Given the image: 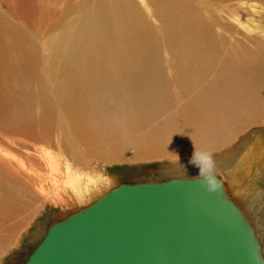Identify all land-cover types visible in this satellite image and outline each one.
Returning <instances> with one entry per match:
<instances>
[{"label":"bare ground","instance_id":"1","mask_svg":"<svg viewBox=\"0 0 264 264\" xmlns=\"http://www.w3.org/2000/svg\"><path fill=\"white\" fill-rule=\"evenodd\" d=\"M49 1L53 6L74 1L76 11L70 20L76 21L66 28L59 27L63 20L55 21L60 32L55 30L57 36L48 41V56H38L34 34L30 39L0 20V124L6 128L8 123H24L19 120H27L36 105L44 120L59 117V133L83 143H93L96 136L105 140L145 132L140 140H129L140 148L136 158H176L181 152H193L194 146L212 152L226 197L249 221L264 257L262 136H249L232 151L226 144L264 120L263 5L257 0H145L152 12L144 16L134 0H40L42 5ZM229 6L234 9L229 11ZM243 15L249 19H240ZM160 47L170 54L165 66L159 62ZM225 51L227 57L222 58ZM237 57V63L223 71ZM32 84L36 90H31ZM162 117L157 127L146 132ZM148 147L157 149L144 154ZM253 163L260 164L258 174L249 178ZM46 165L56 185L50 201L63 205L56 212L55 203L51 204L47 220L55 223L121 184L119 174L91 176L69 168L60 176L55 160ZM198 171L193 164L177 162L159 173V182L190 179L184 177ZM11 187L10 182L0 181V214L14 197ZM45 225L39 229L43 234ZM31 238L35 245L42 239L38 232Z\"/></svg>","mask_w":264,"mask_h":264},{"label":"water","instance_id":"2","mask_svg":"<svg viewBox=\"0 0 264 264\" xmlns=\"http://www.w3.org/2000/svg\"><path fill=\"white\" fill-rule=\"evenodd\" d=\"M23 264H264V259L252 226L222 183L208 191L194 178L119 184L51 224Z\"/></svg>","mask_w":264,"mask_h":264},{"label":"rangeland","instance_id":"3","mask_svg":"<svg viewBox=\"0 0 264 264\" xmlns=\"http://www.w3.org/2000/svg\"><path fill=\"white\" fill-rule=\"evenodd\" d=\"M49 3L50 1L42 5L40 0H0V20H6L13 24L16 28L26 33L27 36L30 35V39H33L32 34H34L35 45L40 58L49 55L48 41L53 36H57V32H60V29H56L57 23L55 21L63 20V24L59 26L63 28L72 26L74 21H76L70 20L71 14L74 15L76 11L74 1L67 2L69 4L66 3L64 5L56 3L55 6H53V2L50 3V6ZM256 3L264 7L261 1L257 0ZM132 4H136L144 16L152 12L150 7H146L145 0H134ZM233 9V6H229V11ZM246 18L249 19V16L243 15L240 17L242 20ZM42 19L45 24L43 32H39L37 31L39 20L42 21ZM148 20L153 27H158V23L154 21L155 18L150 17ZM26 24H29L28 28L25 26ZM260 24L264 25V21L260 22ZM30 29L31 31H29ZM155 32L158 33V30ZM157 36L160 38V34ZM261 38L264 39V36L261 35ZM55 42L58 43V41ZM230 52L233 55L235 54L232 49H230ZM169 55L167 49L159 48L158 57L162 66H165L170 59ZM224 56L227 57L226 51L223 53L222 58ZM237 61L238 57L236 61L223 68V71L233 67ZM37 69L38 72H41L42 67ZM217 74H221V72H217ZM171 76V74H168V78H171ZM43 82L46 87V80H43ZM35 87L36 85L32 84L31 90H36ZM8 112L11 113V108ZM43 118L39 115V108L35 105L31 108V113L27 120L25 117L19 120L24 123H17L16 125L8 123L6 128L0 124V181L10 182L12 191L14 190V193H12L14 197L12 196V200L5 203V205H8H4V210L0 214V264H23L37 243L31 237L37 232L43 237L44 234L39 230L42 228L41 225L46 223L43 227L45 231L47 227L55 223L51 219L47 220L49 209L54 207L53 209L59 212L61 206H63L59 200L57 202L50 201L55 195L56 185L52 182L51 172L46 165L48 160L53 159L56 161V172L60 176L65 174L70 168L76 173L90 174L91 176L97 174L100 176L102 173L119 174L118 177L121 181L119 183L158 182L161 178L159 173L164 174L163 170L175 165L177 162L191 165L189 163L192 155L191 151L181 152L178 155L179 160H176L177 156H175L176 158L172 156L167 158L164 155L151 156V158H136L135 151L137 153L140 148L129 144V140L134 138L140 140L141 137L146 136V134L144 135L145 132H137L105 140L96 136L94 142L88 144V142L83 143L76 137L69 139L68 135L62 134L63 132L59 133L61 126L59 117L49 116L46 120ZM163 119L164 117L154 122L146 132L149 133V129L157 127ZM253 135L262 136L261 143H264V120L234 136L233 139L226 143L227 145L231 144L228 150H236L239 144ZM148 149L145 148L143 153L146 154V152L154 151L157 148L148 147ZM85 159L90 161V164L85 163ZM260 163H264V157ZM259 165L253 163L247 177L252 178L258 174L256 170ZM259 172H261L259 177L263 175V178H260L261 181H259L261 185L264 182V169ZM122 174H124V177H122ZM184 178L194 179L196 177L191 175V177ZM40 188L44 190V195L40 193ZM53 203L55 205L51 207ZM5 207L9 209L5 210ZM11 230L14 231L12 232ZM4 239L7 241L4 242ZM2 243L4 244L2 245Z\"/></svg>","mask_w":264,"mask_h":264},{"label":"clouds","instance_id":"4","mask_svg":"<svg viewBox=\"0 0 264 264\" xmlns=\"http://www.w3.org/2000/svg\"><path fill=\"white\" fill-rule=\"evenodd\" d=\"M177 160H179L178 156ZM189 163L199 169L195 177L203 181L208 191H215L220 187L221 183L217 179L216 162L213 158L212 152L203 148L197 149L194 146V151L189 159Z\"/></svg>","mask_w":264,"mask_h":264}]
</instances>
